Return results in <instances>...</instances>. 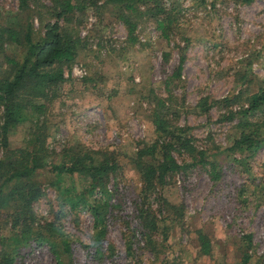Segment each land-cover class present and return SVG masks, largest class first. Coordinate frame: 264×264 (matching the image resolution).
<instances>
[{
  "label": "rangeland",
  "instance_id": "obj_1",
  "mask_svg": "<svg viewBox=\"0 0 264 264\" xmlns=\"http://www.w3.org/2000/svg\"><path fill=\"white\" fill-rule=\"evenodd\" d=\"M79 1L83 9L67 26L75 27L83 43L73 63L63 68L66 80L47 92L39 118L45 122L48 161L77 150L112 151L118 165L104 180L110 193L96 203L104 209V228L94 242L91 214L85 208L70 210L68 198L81 191L83 182L41 170L34 177L41 194L31 203L33 231L23 232L12 264H62L67 259L72 264H238L237 247L246 246L242 235H249V264H264V142L253 153H230L241 127H234L237 116L227 118L229 109L244 106L260 86L255 76L264 75V0H136L132 10L108 0ZM11 19L20 35L31 29L35 40L52 17L43 8L22 11L17 0H0V27ZM160 20L164 30L156 23ZM129 24L135 27L133 34L127 32ZM0 41L1 75L8 71L5 57L19 58L23 49ZM249 58L255 59L251 67ZM180 59L178 76H171ZM239 92L227 107L210 105L203 112L196 106L203 98L210 103ZM159 99L165 103L160 115L169 125L186 127L197 148L215 153L220 176L211 180L203 166L167 175L166 184L157 189L174 209L159 214V234L165 238L156 235L160 251L152 253L129 233L135 226L132 199L140 186L130 157L156 139L151 112ZM32 123L9 128L7 145L24 146L33 137ZM249 153L246 164L233 160ZM173 154L178 163L190 160L186 154ZM62 188L69 194L58 193ZM157 194L150 196L156 211ZM48 224L59 233L49 234ZM196 230L211 240L208 255L197 253ZM8 235V228L1 227L0 236ZM39 236L46 242L38 243ZM0 243L6 250L8 239ZM125 244L132 246L130 255Z\"/></svg>",
  "mask_w": 264,
  "mask_h": 264
},
{
  "label": "trees",
  "instance_id": "obj_2",
  "mask_svg": "<svg viewBox=\"0 0 264 264\" xmlns=\"http://www.w3.org/2000/svg\"><path fill=\"white\" fill-rule=\"evenodd\" d=\"M108 1L118 2L129 10L134 8L136 2V0ZM189 1L201 4L205 2V0ZM238 1L249 3L252 0ZM82 3L84 2L79 0H17L19 10L34 11L35 7L43 8L52 17V20L43 22L42 34L35 40L31 37V29H25V32L20 35V30L14 26L16 23L13 19L7 26L0 27V39L3 42L16 44L23 49L19 58L5 57L4 63L8 67V71L7 74L4 72L0 75V151H3L0 157V228L7 227L10 231V235L0 236V241L8 239L9 242L6 243L7 248H5L9 251L1 249L2 243H0V264H12L14 248L19 245V240L25 238L23 232L26 229L33 231V227L30 225L32 223L31 203L41 194L39 183L34 177L35 173L41 170L49 171L58 177L62 174L69 177L73 175L83 182L85 185L81 191L68 198L71 200L70 210L76 211L85 208L91 214L94 242H99L104 228L102 223L104 209L96 203L104 199L102 195L107 197L110 193L104 180L109 173L114 172L118 165L115 158H111L112 151L107 149L98 152L88 149L77 150L76 152H65L64 158H61L60 161H48L46 159L49 155L48 151L43 147L45 135L42 131L45 122L39 118L42 115L41 112L44 111L43 103L48 100L47 92L66 80L63 76V68L73 63L77 51L83 43V40L76 36L75 27L67 26L72 22L75 12L82 11ZM38 17L41 21L40 15ZM60 20L65 23L64 26L61 25ZM156 23L161 27V30H164L162 20ZM134 28L129 24L127 32L133 34ZM161 33L166 36L164 31ZM259 56L260 53L258 58ZM181 60H179L175 73H171V76H178ZM253 60L255 59L249 58L248 67H251ZM262 67L264 68L263 60ZM171 76L167 77L166 81H169ZM255 77L259 78L260 86L245 98V105L234 111L229 109L227 112V118L230 120L237 116L238 121L234 127H241L238 136L232 140L228 147L230 153L236 151L253 153L264 142L262 137L264 131V75ZM240 94V92L232 93L210 103L203 98L196 106L203 112L210 105L227 107V104L238 99ZM164 104V101L159 99L151 112L153 131L157 134L156 139L136 148L130 157L140 186L132 199L135 226L129 233L131 237H138L143 243L142 246L152 253L160 251L156 246L158 243L155 238L162 228L159 225V214L174 209L172 204L163 201L157 189L166 184L167 175L179 170L203 166L211 180H217L220 176L214 162L215 153L210 154L207 153V149L197 148L190 137L186 135V127L169 125L159 112ZM36 113L39 115L33 118ZM31 119L32 127L35 130L30 132L29 136L33 135V137L28 138V142H25L22 147L10 148L6 140L7 130L18 123ZM173 152L186 154L190 160L185 162L183 159L182 163H178ZM251 153L239 159L233 158V160L246 164V159L250 158ZM144 157H149L150 161H146ZM47 167L48 169H46ZM63 192L69 194L68 188L58 190V193ZM152 193H158L154 197L158 203L157 211L151 204ZM23 223H29L30 226L22 227ZM48 226L49 234H55L56 231L59 233L57 228L49 224ZM160 236L162 240L165 238L162 233ZM38 238H41L38 243L46 242L44 237L39 236ZM240 238L241 241L246 240V246L237 247L238 264H249L250 254L247 248L249 247V235H242ZM195 239L198 245L197 253L208 255L212 244L207 235L201 230H196ZM62 244L68 253L67 244ZM125 245L126 252L130 255L132 246ZM259 263L261 261L256 264ZM57 264L61 263L57 262ZM62 264L72 263L70 259H67Z\"/></svg>",
  "mask_w": 264,
  "mask_h": 264
}]
</instances>
